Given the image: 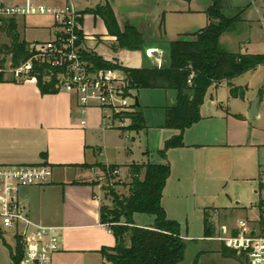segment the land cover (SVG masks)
Here are the masks:
<instances>
[{
  "label": "crops",
  "instance_id": "1",
  "mask_svg": "<svg viewBox=\"0 0 264 264\" xmlns=\"http://www.w3.org/2000/svg\"><path fill=\"white\" fill-rule=\"evenodd\" d=\"M84 1L89 6L79 12L107 3L121 30L126 24L138 30L144 43L136 51L142 52L145 66H134L131 69L154 65L161 67L166 63L161 54L165 53L164 45L172 41L171 37L177 39L179 35L195 33L208 24L205 11L210 5L209 0H191L189 3L182 0ZM90 1L94 2L93 6H90ZM255 1L258 3L256 16L246 17V12H243L234 27L244 25L255 28L264 41V0ZM240 9L235 8L237 12ZM15 20L19 36L21 26L54 31V21L50 16L15 17ZM82 32L85 51L95 53L90 42H94L95 47L110 42L109 48L114 52L123 50L112 48L116 40L108 35L106 28L105 34L93 38L84 30ZM246 43L242 42V47ZM260 68L264 67L260 66L248 74L256 73ZM229 83L233 86L231 81ZM218 87L212 86L210 89ZM244 89H250L248 84ZM153 91L151 94L156 99L158 96H168L169 102L160 107L162 110L173 105V92ZM138 95L135 97L138 98L145 123V129L141 132L146 141L135 162L113 164L100 160L104 150L101 145L111 142L114 147H119L124 133L110 119L108 112L91 107L82 113L74 97L65 93L42 95L34 82L18 84L0 81V165H44L52 169L50 183L40 187H25L20 192L28 217L41 226L56 229L59 250L52 255L51 264H108L100 251L114 247L115 239L110 229L100 221L104 196L98 186L100 170L97 167L115 166L121 176L125 172L129 184L127 167L149 162L169 165L170 174L162 191L161 206L167 219L180 225L181 238L185 243H192L196 250L189 264H239L235 259L222 257L221 247L226 245L225 239L237 234L240 221L246 222L252 232H260L259 227L253 229L254 225L258 226L259 211L257 220L250 221L245 217V220L227 225L222 215L243 213L248 208L241 206L239 196L231 191L228 184L256 182L257 190L254 193L259 199L264 197L263 193H258V180L264 184V159L260 158L264 154V144L256 139L245 142V135L235 136L234 131L229 130L228 119L231 114L217 110L215 117L209 116L208 111H204L205 104L211 107L215 101L211 94L209 97L207 94L200 108L201 120L183 133L184 146L168 150L166 160H161L158 152L178 132L163 128L164 113L158 123L154 124L148 118L147 111L159 107L147 99L142 108ZM243 100L248 104L246 111H249L253 99L244 95ZM261 107L264 108V92L262 98L259 97L257 117L261 114ZM236 120L245 118L240 116ZM109 124L111 126L105 128ZM151 143L154 144L153 148L149 147ZM128 151L132 154L131 150ZM255 208L258 210L257 205ZM205 214H208L213 228L209 237L204 236ZM133 220L138 227H148L153 223V219L145 215H135ZM6 248L11 264L10 247L6 245Z\"/></svg>",
  "mask_w": 264,
  "mask_h": 264
},
{
  "label": "trees",
  "instance_id": "2",
  "mask_svg": "<svg viewBox=\"0 0 264 264\" xmlns=\"http://www.w3.org/2000/svg\"><path fill=\"white\" fill-rule=\"evenodd\" d=\"M186 3L191 0H182ZM210 5L205 13L208 24L192 34H184L178 40L165 43V64L160 68L143 69L122 68L116 63L101 60L95 53L83 51V57L97 70L116 69L126 76L129 88L140 90H163L174 93V103L164 109L163 128L176 130L178 135L164 143L158 152L161 160H166V152L184 146L183 133L201 120L200 108L204 104L208 90L227 83L229 94L233 98L244 95V89L233 87L229 82L256 68L264 67V54H234L220 47L221 37L240 20L243 11L232 16H225L221 7L222 0H209ZM99 17L110 37H114L116 45L113 49L136 51L141 49V35L130 24L121 30L116 18L105 3L88 11ZM0 30L5 32L9 44L0 45V67L10 60L16 67L29 57V43L21 40L17 32L15 18L2 20ZM44 69L46 66H43ZM42 70V69H40ZM48 71V70H47ZM56 72L55 69H52ZM42 73V72H41ZM43 74V73H42ZM1 82L5 81L0 75ZM55 77L49 81L37 78V88L42 95L57 94ZM129 126L123 130L139 133L145 129L140 106H133L127 115ZM101 171H115V166L99 165ZM128 175L130 183L126 184L128 194H118L114 186L103 189L111 198V208L102 205L100 208L101 224L111 223L109 228L115 246L104 248L100 254L108 264H180L184 260L186 243L181 238V227L176 221L168 220L161 206L162 191L170 174L168 164L149 162L144 165H130ZM142 176V177H141ZM261 176V175H260ZM260 178V177H259ZM258 193L264 194V184L258 180ZM259 211L258 227L264 234V197L257 204ZM135 215H145L153 219L148 227H138L133 220ZM212 224L208 214L204 215V236L212 235ZM2 233L0 232V237ZM11 264H21L23 244L16 238L13 249L9 248ZM224 258L235 259L239 264H247L246 256L226 245L221 247Z\"/></svg>",
  "mask_w": 264,
  "mask_h": 264
},
{
  "label": "built area",
  "instance_id": "3",
  "mask_svg": "<svg viewBox=\"0 0 264 264\" xmlns=\"http://www.w3.org/2000/svg\"><path fill=\"white\" fill-rule=\"evenodd\" d=\"M48 1L0 0V23L6 19L33 15L50 16L54 21L53 38L29 43V57L16 67L4 64L0 67V75L5 81L18 84H37L40 76L43 81L55 77L57 92L74 97L82 113L96 107L108 112L120 129L127 128V115L133 111L135 96L126 76L116 69H95L82 55L85 50L80 12L70 0H62V5ZM110 126L105 125V128ZM117 174V170H100L97 178L99 189L112 187V182L105 180H111ZM51 178L52 169L48 166L0 165V232H9L14 242L16 238L21 240V264H51L52 255L59 250L56 229L33 222L20 196L21 189L47 185ZM251 233L248 224L240 221L237 234L225 239L226 245L238 255L243 253L247 264H264V234L257 231Z\"/></svg>",
  "mask_w": 264,
  "mask_h": 264
},
{
  "label": "rangeland",
  "instance_id": "4",
  "mask_svg": "<svg viewBox=\"0 0 264 264\" xmlns=\"http://www.w3.org/2000/svg\"><path fill=\"white\" fill-rule=\"evenodd\" d=\"M254 1L255 0H250L247 2H245L244 0H222L221 7L225 16H232L233 13L237 12L235 8L237 9L242 8L239 11L246 12L245 13L246 17L253 18L254 16H256V5L258 4L256 1L255 2ZM48 2L50 4H57V5L62 4L61 0H49ZM72 3L73 6L79 11L89 6L85 3L84 0H72ZM93 4L94 2L90 1V6H93ZM91 9L88 8L80 12V15L83 18H80L79 22L81 23L80 26L82 30H84L85 33L89 34L93 38L95 35L105 34V28L101 20L97 16H94L92 14L90 15L88 13V11ZM119 22L122 24L121 20H119ZM135 30L138 32L136 28ZM19 32H20L19 37L22 38L23 40H26L29 43L35 41L51 40L54 34V31L51 32L48 31L47 29L31 27V26H26V27L21 26L19 28ZM181 36L182 35H179L177 39L171 37L173 39L170 38V40L172 41L178 40V38ZM222 37L223 38L220 39L221 41L220 47L226 52L234 53V54H237L239 52L241 54H251V55L264 54V41L261 39L260 32L255 28H248L244 25H238L232 27L227 32V34H225V36L223 35ZM242 42H247L245 47H242L241 45ZM7 44H9V39L6 33L0 30V45H7ZM90 45L93 46L96 55L100 57L101 60L104 62L116 63L122 68L145 66L143 64L144 58L142 52L130 51L125 49L119 52H114L109 48L110 42L99 44L96 47L94 42H90ZM161 56L165 57V53H162ZM0 59H3V55H0ZM8 63H10L9 59L6 60L5 64ZM153 67L158 68L156 65H154ZM231 82L233 83V87H238V88L242 87V89H244V86L248 84L250 89H248L247 91H245L244 89V95L246 96V98L250 100L253 99V101L257 97L262 98V94L264 92V68H260L256 73H249V74L247 73L237 78H234L231 80ZM152 91L153 90H143V91L133 90V96H136L139 93L138 96L142 108H144L142 105L144 104L143 102L147 99H150L152 100V102H155L154 104H156V106L159 108L153 111L148 110L147 116L154 122V124H157L158 121L160 120V116L162 115V113H164L163 112L164 110H162L160 107H164L165 105L168 104L169 101H168V96L167 98H162L161 96H158V98L156 99L155 96H153L154 94H151L154 93V91L153 92ZM207 94L208 97L211 94L213 100L215 101L214 105L211 107H209L207 103L205 104L206 108H204V111H208L209 116L215 117L217 110H222L224 111V113L231 114V117H229L230 119H228V124L230 126L229 130L231 132L234 131L233 134L235 136L242 137L245 135L246 138L245 142L249 143L252 140L256 139L264 144V108L263 107H261L260 109L261 114L259 117L250 116L249 111H246V106L248 104L245 100H243L244 95L242 98L231 97L229 94V87L225 83L221 84L217 89H213V88L209 89ZM143 110H147V109H143ZM204 114L206 113L204 112ZM240 116H243L245 120L237 121L236 119ZM127 132L129 133H126V131L123 130L124 135L123 138L120 140L121 143H119V147H117V145H115L114 147V145H112L111 142H109V144L101 145L102 148L104 149L103 158L100 157L101 161L106 160V162L113 164L114 163L131 164L136 161L135 158L143 148V144L146 141V137L142 135L143 132H139V133L131 132V131H127ZM153 146L154 144L151 143L149 147L153 148ZM128 150H131L132 154H130ZM260 158L264 159L263 153L261 154ZM123 174L125 177L121 176V174L118 171L117 175L111 177V180L107 178L105 182L108 183L112 182L115 191L120 195L126 196L128 194V189L126 187V184L129 182V178L126 177L125 172H123ZM255 177H257V175ZM101 182H104V180H102ZM263 182H264V176H263ZM228 187L231 189V191L234 192V194H237V196H239L238 198L241 200L240 203L241 206H245L248 208L247 211L243 213L230 212L227 213V215L225 214L222 215V218L225 221V223L227 225L236 224L239 220H245V217H248V220L250 221L257 220L258 210L255 208V206L258 203L259 196L254 193V191L257 190V183L252 182L251 184L248 183L242 184L240 182H234V183L229 182ZM105 193L106 192L103 191L104 198L102 200V205L111 208L112 205L111 198L106 196L107 194ZM136 217H144V216H136ZM146 217L151 218L149 216ZM105 226L109 229L111 227V223H106ZM253 229L257 230L258 226L254 225ZM6 245L9 246L11 249H13L14 247V239L9 232L6 233L3 232L0 237V264H9ZM192 245H193L192 243H186L185 260L183 264H189L190 262H192L194 255L196 254V250L194 247H192Z\"/></svg>",
  "mask_w": 264,
  "mask_h": 264
},
{
  "label": "water",
  "instance_id": "5",
  "mask_svg": "<svg viewBox=\"0 0 264 264\" xmlns=\"http://www.w3.org/2000/svg\"><path fill=\"white\" fill-rule=\"evenodd\" d=\"M258 103H259V97H257L250 105V110H249V115L256 117L258 115ZM134 105L136 107L139 106V102H138V98L135 97L134 99ZM251 234H254V232H252Z\"/></svg>",
  "mask_w": 264,
  "mask_h": 264
}]
</instances>
